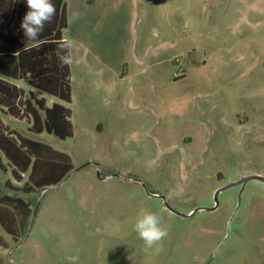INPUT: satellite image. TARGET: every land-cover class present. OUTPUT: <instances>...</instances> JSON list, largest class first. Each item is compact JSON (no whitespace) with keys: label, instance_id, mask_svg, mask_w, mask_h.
I'll list each match as a JSON object with an SVG mask.
<instances>
[{"label":"rangeland","instance_id":"374dc122","mask_svg":"<svg viewBox=\"0 0 264 264\" xmlns=\"http://www.w3.org/2000/svg\"><path fill=\"white\" fill-rule=\"evenodd\" d=\"M76 41L64 140L9 129L67 153L57 185L26 194L0 153V192L31 204L15 242L0 225L4 264H264V0H65ZM209 210V208H213ZM199 208V209H198ZM198 209L192 216L190 214ZM151 211L163 251L134 231Z\"/></svg>","mask_w":264,"mask_h":264},{"label":"trees","instance_id":"16d2710c","mask_svg":"<svg viewBox=\"0 0 264 264\" xmlns=\"http://www.w3.org/2000/svg\"><path fill=\"white\" fill-rule=\"evenodd\" d=\"M56 13L45 25L38 41L27 42L21 28L29 10L26 0H0V109L17 119L27 118L34 134L46 132L59 139L73 135L71 110L54 102L47 106L45 98L18 86L22 81L69 104L72 101L70 66H60L56 55L58 43L68 27L65 0H52ZM0 153L7 160L17 182L27 181L21 188L6 185L26 194L57 185L74 168L71 157L50 145L9 129L0 117ZM0 167L4 168L1 161ZM1 186V183H0ZM32 215L31 204L18 195L0 192V225L18 241ZM0 264H4L0 258Z\"/></svg>","mask_w":264,"mask_h":264},{"label":"clouds","instance_id":"9594fccd","mask_svg":"<svg viewBox=\"0 0 264 264\" xmlns=\"http://www.w3.org/2000/svg\"><path fill=\"white\" fill-rule=\"evenodd\" d=\"M28 11L24 15L21 28L27 42L35 44L55 16L56 8L52 0H26ZM82 18V13L73 11L68 17V24L72 25ZM76 46L73 38H63L56 49L60 66H71L73 63L72 50ZM134 231L148 249L156 253L163 251V241L168 235L167 228L162 226V217L151 211H144L135 221Z\"/></svg>","mask_w":264,"mask_h":264},{"label":"water","instance_id":"95a60500","mask_svg":"<svg viewBox=\"0 0 264 264\" xmlns=\"http://www.w3.org/2000/svg\"><path fill=\"white\" fill-rule=\"evenodd\" d=\"M251 180H258V181H261V182L264 183V177H262V176H260V175H250V176H245V177H243L241 180H239V181H237V182H234V183H230V184L224 186L223 188L219 189V190L216 192V194H215V200H217V196H218V194H219L221 191H223V190H225V189H227V188L233 187V186H237V185L245 184V183H247L248 181H251ZM198 209H199V208H198ZM198 209L194 210V211H193L192 213H190V214H185V215H182V216H184V217H190V216H192V215H193ZM213 209H215V207H213V208H209V210H213Z\"/></svg>","mask_w":264,"mask_h":264},{"label":"crops","instance_id":"0c3cea01","mask_svg":"<svg viewBox=\"0 0 264 264\" xmlns=\"http://www.w3.org/2000/svg\"><path fill=\"white\" fill-rule=\"evenodd\" d=\"M15 83L17 84V81H15ZM18 85V84H17ZM18 86H20V85H18ZM2 119V118H1ZM4 122V121H3Z\"/></svg>","mask_w":264,"mask_h":264}]
</instances>
